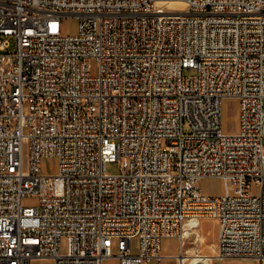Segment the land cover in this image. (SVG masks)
<instances>
[{
	"label": "built area",
	"instance_id": "built-area-1",
	"mask_svg": "<svg viewBox=\"0 0 264 264\" xmlns=\"http://www.w3.org/2000/svg\"><path fill=\"white\" fill-rule=\"evenodd\" d=\"M203 217L264 259V0H0V264H162Z\"/></svg>",
	"mask_w": 264,
	"mask_h": 264
},
{
	"label": "rangeland",
	"instance_id": "rangeland-1",
	"mask_svg": "<svg viewBox=\"0 0 264 264\" xmlns=\"http://www.w3.org/2000/svg\"><path fill=\"white\" fill-rule=\"evenodd\" d=\"M77 21L74 17H65L62 20V30L65 33H73L76 30ZM223 125L226 131L233 132L237 127V111L236 103L233 100H225L223 102ZM41 168L43 172L54 173L57 170V160L55 158H45L41 161ZM106 171L114 174L120 171V163L118 161L108 162L105 167ZM200 189L204 194L219 195L223 192L222 182L216 178H204L199 183ZM24 205H34L36 203L33 198L23 199ZM186 237H172L168 238L169 243L165 244L162 250L164 255L162 264H177V254H186L189 256L202 254L212 258L216 254V236H217V222L211 217H203L199 223L188 230ZM62 249L65 248V241H62ZM132 250L136 251V241H132ZM117 249L112 248V256L105 258L103 264H117L116 257ZM228 259H209L206 262L199 264H215L217 261ZM190 257L186 259L183 264H192ZM32 264H53L50 259H37ZM150 264H154L151 262Z\"/></svg>",
	"mask_w": 264,
	"mask_h": 264
},
{
	"label": "bare ground",
	"instance_id": "bare-ground-1",
	"mask_svg": "<svg viewBox=\"0 0 264 264\" xmlns=\"http://www.w3.org/2000/svg\"><path fill=\"white\" fill-rule=\"evenodd\" d=\"M175 7H177V9H179V11H186V4L183 3V2H175L174 3ZM199 223V220H188L185 222L184 224V227H183V233L181 235V238L183 237H186L188 230L194 226H196L197 224ZM190 257V259L192 260L193 264H199L201 262H206L208 261L209 259H212L210 258V256H207V255H202V254H195V255H192V256H189V255H186V254H178V261H179V264H182L186 259H188Z\"/></svg>",
	"mask_w": 264,
	"mask_h": 264
},
{
	"label": "crops",
	"instance_id": "crops-1",
	"mask_svg": "<svg viewBox=\"0 0 264 264\" xmlns=\"http://www.w3.org/2000/svg\"><path fill=\"white\" fill-rule=\"evenodd\" d=\"M170 240L164 239L161 245V252L165 248V244L169 243ZM215 264H264V259L259 260L255 258L243 257L233 258L229 260L217 261Z\"/></svg>",
	"mask_w": 264,
	"mask_h": 264
}]
</instances>
